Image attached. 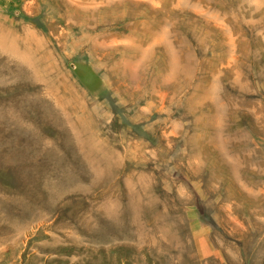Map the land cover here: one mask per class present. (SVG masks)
Listing matches in <instances>:
<instances>
[{
    "label": "rangeland",
    "instance_id": "374dc122",
    "mask_svg": "<svg viewBox=\"0 0 264 264\" xmlns=\"http://www.w3.org/2000/svg\"><path fill=\"white\" fill-rule=\"evenodd\" d=\"M0 264H264V0H0Z\"/></svg>",
    "mask_w": 264,
    "mask_h": 264
}]
</instances>
